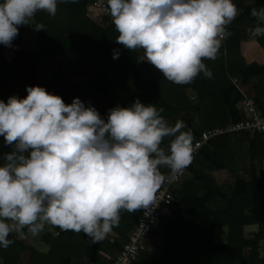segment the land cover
Instances as JSON below:
<instances>
[{"label":"clouds","instance_id":"obj_1","mask_svg":"<svg viewBox=\"0 0 264 264\" xmlns=\"http://www.w3.org/2000/svg\"><path fill=\"white\" fill-rule=\"evenodd\" d=\"M58 0H0V44L12 46L18 25H29L38 11L55 16ZM75 3L76 0H59ZM107 12L119 35L116 43L143 50L147 60L175 84L191 83L212 72L203 62L215 60L239 14L233 0H107ZM258 23L250 31L264 36V7L250 12ZM35 31L44 30L36 23ZM114 51L113 58H118ZM23 98L0 100V136L13 146L0 164V247L9 235L33 236L46 225L83 232L99 242L119 226L120 213L159 206L166 177L181 173L193 159L191 130L174 125L152 104L139 99L116 106L105 121L78 97L70 104L38 85L25 86ZM172 139L168 151L161 147Z\"/></svg>","mask_w":264,"mask_h":264},{"label":"trees","instance_id":"obj_2","mask_svg":"<svg viewBox=\"0 0 264 264\" xmlns=\"http://www.w3.org/2000/svg\"><path fill=\"white\" fill-rule=\"evenodd\" d=\"M93 1L60 3L58 0L55 16L42 10L35 14L33 24L18 25V35L12 43L20 42L27 30H34L36 23L44 25V30H34L35 49L17 50L7 60L6 46L0 44V100L7 102L13 95L23 98L27 95L26 85H38L60 96L66 104L78 97L107 121L109 109L131 107L139 99L158 110L163 108L160 115L170 125L183 121L186 128L182 130H191L195 138L204 128L222 126L241 117L238 105L241 94L231 82V76H238L245 87L255 79L249 90L258 101L264 95V63L247 62L239 54V32L257 25L250 12L253 7H264V0H255L253 6L241 8L227 26L231 35L222 42L217 58L203 61L212 77L205 78L201 73L188 83L197 99L194 104L186 95L187 84L167 80L150 62L138 60L141 50L130 51L116 43L119 33L112 19L105 17L109 23L100 25L86 16V7ZM257 42L264 49V36H259ZM114 51L119 53L116 59ZM175 111L181 116L176 117ZM239 135L245 144L233 145L231 140L235 135H224L220 142H210L204 147L197 161L209 172L239 165L244 175L250 173L251 180L238 170L232 182L224 181L220 185L215 178L200 173L196 180L187 181L174 193L178 204L173 202L163 209L150 234L160 238L161 258H154L151 251H142L139 264H264V256L259 258L256 250L257 240L264 238V174L258 178L255 166H244L249 160L259 162L260 168H264V135ZM171 139L165 137L162 141L166 153ZM12 150L13 146L6 145L0 136V164L3 155ZM166 170V166L160 168L163 175ZM250 207L256 209L255 216L245 213ZM139 213L140 210L121 211L119 226L112 229L116 234L113 242L104 238L93 243L83 232L52 226L57 234L48 232L42 236L48 248L43 251L29 248L30 264H111L99 251L111 255L117 250ZM254 220L258 226L257 231L251 232L253 239L244 238V225L255 223L251 222ZM23 231L28 233L27 228ZM9 239L14 243L6 249L0 247V264H13L19 249L24 248L14 236L9 235ZM73 256L86 257L88 261H74Z\"/></svg>","mask_w":264,"mask_h":264},{"label":"built area","instance_id":"obj_3","mask_svg":"<svg viewBox=\"0 0 264 264\" xmlns=\"http://www.w3.org/2000/svg\"><path fill=\"white\" fill-rule=\"evenodd\" d=\"M107 7L106 0H94L88 5L87 16L97 24H108L111 19L105 21V17L109 15ZM230 80L241 94L238 102L241 117L238 120H229L222 126L204 128L200 131L199 135L193 139L194 152L190 165L175 175H171L169 169L166 170L165 183L158 193V198H163L159 201V206L155 207L149 215H145L143 209L140 210L137 221L126 232V238L120 242V247L113 252L111 264H139L141 252L151 250L148 239L159 222L161 212L174 202L175 191L179 189L189 167L197 161V156L204 147L210 142H220L224 135L246 133L251 136L255 133L264 135V112L260 110L255 95L240 84L238 76H231ZM110 241L113 242L114 238H110Z\"/></svg>","mask_w":264,"mask_h":264},{"label":"rangeland","instance_id":"obj_4","mask_svg":"<svg viewBox=\"0 0 264 264\" xmlns=\"http://www.w3.org/2000/svg\"><path fill=\"white\" fill-rule=\"evenodd\" d=\"M88 5L86 7V16H87ZM108 17H109V19H112L110 15H108ZM33 23H34V19L32 20V24ZM23 39H24L23 41L21 40L22 42H18V44H16V48L17 49L15 51L21 50V49L30 50V49H35L37 47V41L35 39V31L34 30H32V29L31 30H27V32L24 33ZM142 52H143V50L140 51L141 54H142ZM5 53H4L5 54V58H10L12 56V54H13V53H10L7 50L5 51ZM185 92L187 93V96H191V93H189V84L186 85ZM192 94H194V93H192ZM191 101H193V99ZM175 116L176 117H180L181 113L175 111ZM241 139H242V137L240 135H235V136H233V139L231 140V144H233V145L235 143L245 144V143H242ZM208 148H211V147H208ZM250 164H251V166H255V173L258 176V178H260V176L264 174V168L263 169L260 168L261 164L259 162L252 161L250 163L249 160L244 163V166L248 168ZM239 167H240L239 165L236 166V167H231V166L230 167H224V168L221 167V168H218V169H216V170H214L212 172H209L206 169H204L198 163V161H196L191 167H189L188 172H187L186 176L183 179V183L180 185L178 190H180L182 188V186L187 181L196 180L198 178L197 176L199 175V173L208 175V176H210L212 178H215L216 179V183H218V185L223 184L224 181L232 182L233 178L236 175V174H234L235 171L241 170V172H242L241 174L242 175L245 174V171L243 169H240ZM246 174L247 175H244L246 177V179L248 181L251 180L250 173H249V175H248V172ZM178 202H179L178 198L175 197L174 204H178ZM245 213L248 214V215H251V216H255L257 214L256 213V209L253 208V207L246 208L245 209ZM251 222H255V223L246 224L243 227L244 238L253 239V236H251V232H252V230H256L257 231V226H258L257 225L258 224L257 221L254 220V221H251ZM47 226L49 227V232L55 236L57 234V232L54 231V229L51 228L50 225H47ZM114 235H116L115 232L111 231L110 233H108L106 235L105 238H107V240H109V242H111L110 238H114L115 239ZM148 243H149V247L151 249L150 253L153 255L154 258L160 259L161 258L160 257L161 248L159 247V243H161L160 238H158L157 236L150 235L149 239H148ZM249 250H250V247L246 248L245 252L247 253V251H249ZM256 250H257V255H258L259 258L264 256V238H260L259 240H257ZM99 254L102 256L103 259H107V260H110V261H111L112 255H113V253L111 255H108L107 253H105L102 250L99 251ZM79 259L82 262L88 261V259L86 257H78V256H75L73 260L75 261V260H79Z\"/></svg>","mask_w":264,"mask_h":264},{"label":"crops","instance_id":"obj_5","mask_svg":"<svg viewBox=\"0 0 264 264\" xmlns=\"http://www.w3.org/2000/svg\"><path fill=\"white\" fill-rule=\"evenodd\" d=\"M233 3L237 6L238 10L245 6H253L255 3V0H233ZM42 11V10H41ZM39 12V11H38ZM32 24V21H30ZM253 27H249L244 30H240L239 32V38H240V46H239V54L246 60L247 62H257V63H264V49L258 44L257 38L258 37H251L250 36V31ZM24 39H22L23 41ZM20 41V42H22ZM16 44L18 43H12L11 47H5V51H9L10 53H13L10 58H6L7 60L11 59L14 55V51L17 49ZM4 51V53H5ZM6 54V53H5ZM256 80L253 79L251 81L250 86L252 85L253 82ZM250 86H247L248 90L250 89ZM250 91V90H249ZM251 92V91H250ZM189 93H191V96H187L190 100L191 103H196L197 99L195 97L194 91L191 89L189 85ZM252 93V92H251ZM253 94V93H252ZM187 95V93H186ZM193 99V101H191ZM259 107L260 110L264 112V95L259 99ZM197 119V117H195ZM183 183V182H182ZM52 228V226H51ZM49 232V227L46 225L45 229L42 233L39 235L33 236L31 233H24V236L21 237L17 235L16 233H12L10 235L14 236L16 240L21 241L22 244L24 245V248L19 249V255L18 258L15 260L13 264H30V258L29 255L31 253L30 249L33 250H39L43 251L46 248H48V244L43 240L42 236L46 233Z\"/></svg>","mask_w":264,"mask_h":264}]
</instances>
